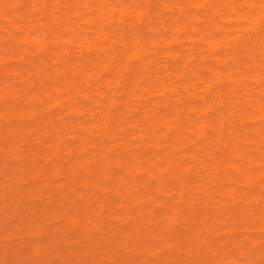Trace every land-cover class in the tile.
Returning a JSON list of instances; mask_svg holds the SVG:
<instances>
[{"label":"bare ground","instance_id":"obj_1","mask_svg":"<svg viewBox=\"0 0 264 264\" xmlns=\"http://www.w3.org/2000/svg\"><path fill=\"white\" fill-rule=\"evenodd\" d=\"M0 75L35 132L89 121L109 150L132 131L201 170L264 167V0H0Z\"/></svg>","mask_w":264,"mask_h":264},{"label":"rangeland","instance_id":"obj_2","mask_svg":"<svg viewBox=\"0 0 264 264\" xmlns=\"http://www.w3.org/2000/svg\"><path fill=\"white\" fill-rule=\"evenodd\" d=\"M5 83L0 264H264V167L231 178L238 163L203 154L201 170L188 144L163 157L132 131L109 150L89 121L35 132L20 113L38 105H9Z\"/></svg>","mask_w":264,"mask_h":264}]
</instances>
